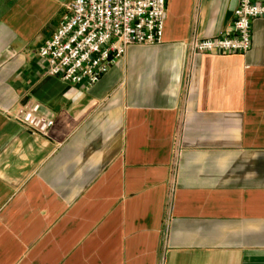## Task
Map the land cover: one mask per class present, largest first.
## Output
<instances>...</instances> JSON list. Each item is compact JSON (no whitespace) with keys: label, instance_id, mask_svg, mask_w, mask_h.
<instances>
[{"label":"crops","instance_id":"crops-1","mask_svg":"<svg viewBox=\"0 0 264 264\" xmlns=\"http://www.w3.org/2000/svg\"><path fill=\"white\" fill-rule=\"evenodd\" d=\"M68 3L0 0V264H264V19L198 54L237 0H168L163 43L85 89L37 55Z\"/></svg>","mask_w":264,"mask_h":264},{"label":"built area","instance_id":"built-area-1","mask_svg":"<svg viewBox=\"0 0 264 264\" xmlns=\"http://www.w3.org/2000/svg\"><path fill=\"white\" fill-rule=\"evenodd\" d=\"M168 0H71L67 15L38 50L47 74L91 89L122 59L130 46L160 45L164 40ZM264 19V4L237 0L229 35L191 42L194 53L245 55L252 47L254 21ZM40 105L24 106L14 118L47 134L53 117L40 114Z\"/></svg>","mask_w":264,"mask_h":264},{"label":"rangeland","instance_id":"rangeland-1","mask_svg":"<svg viewBox=\"0 0 264 264\" xmlns=\"http://www.w3.org/2000/svg\"><path fill=\"white\" fill-rule=\"evenodd\" d=\"M59 1H63V4H65V5L68 3V0H59ZM62 11L65 12L64 6H61V13H62Z\"/></svg>","mask_w":264,"mask_h":264}]
</instances>
